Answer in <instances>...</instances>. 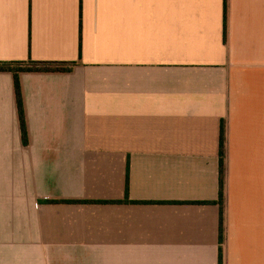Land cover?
Segmentation results:
<instances>
[{
    "label": "crops",
    "instance_id": "obj_1",
    "mask_svg": "<svg viewBox=\"0 0 264 264\" xmlns=\"http://www.w3.org/2000/svg\"><path fill=\"white\" fill-rule=\"evenodd\" d=\"M29 60L74 65L19 74L26 145L0 72V264H264V0H0Z\"/></svg>",
    "mask_w": 264,
    "mask_h": 264
},
{
    "label": "trees",
    "instance_id": "obj_2",
    "mask_svg": "<svg viewBox=\"0 0 264 264\" xmlns=\"http://www.w3.org/2000/svg\"><path fill=\"white\" fill-rule=\"evenodd\" d=\"M74 64H63V63H44L34 62L29 60L28 62H14V63H0V72H11L15 78V92L17 107L22 131L23 142L26 145L28 143L27 127L25 121L24 105L22 92L19 82L20 73H53V72H69ZM68 66V67H63ZM225 129L224 125L221 129L220 138V243L221 245L225 242V174H226V151H225ZM223 261V250L220 249V263Z\"/></svg>",
    "mask_w": 264,
    "mask_h": 264
}]
</instances>
